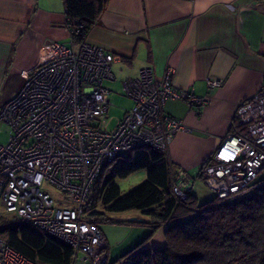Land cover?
<instances>
[{
    "label": "built area",
    "instance_id": "obj_1",
    "mask_svg": "<svg viewBox=\"0 0 264 264\" xmlns=\"http://www.w3.org/2000/svg\"><path fill=\"white\" fill-rule=\"evenodd\" d=\"M119 58L84 41L52 42L45 56L24 74L18 93L0 109L10 129L0 146V206L18 221L70 245L73 264H105V240L99 224L87 219L86 204L102 167L139 147L165 153L176 134L187 132L180 120L162 113L167 101L203 106L207 99L177 90L173 70L156 78L150 67L124 80L123 95L132 102L108 128L112 64ZM220 80H207L209 89ZM264 170V86L236 110L233 131L219 144L200 180L222 202L248 195ZM51 186L61 202L43 189ZM178 201L193 190L183 168L173 174ZM0 264H36L0 238Z\"/></svg>",
    "mask_w": 264,
    "mask_h": 264
},
{
    "label": "crops",
    "instance_id": "obj_2",
    "mask_svg": "<svg viewBox=\"0 0 264 264\" xmlns=\"http://www.w3.org/2000/svg\"><path fill=\"white\" fill-rule=\"evenodd\" d=\"M70 38L63 0H0V95L9 91L0 107L18 93L24 74L50 43ZM84 42L119 58L112 64L115 82L105 85L119 86L146 67L156 78L171 68L177 90L207 99L203 106L167 101L162 108L188 128L175 135L165 156L173 171L187 172L193 188L201 168L233 131L238 107L264 86V0H109ZM209 79L220 80V86L209 89ZM124 99L128 105L115 124L132 107ZM134 212L99 223L106 264H128L121 257L150 233L152 217ZM166 228L159 226L144 248L165 247Z\"/></svg>",
    "mask_w": 264,
    "mask_h": 264
},
{
    "label": "trees",
    "instance_id": "obj_3",
    "mask_svg": "<svg viewBox=\"0 0 264 264\" xmlns=\"http://www.w3.org/2000/svg\"><path fill=\"white\" fill-rule=\"evenodd\" d=\"M108 1L63 0L75 45L84 41ZM142 170V183L123 194L115 180ZM173 174L165 153L151 147L116 158L102 167L92 186L87 219L99 224L129 211L152 217L150 233L121 257L128 264H264V179L248 195L227 202L214 197L202 204L192 192L183 201L173 197ZM162 225L167 226L165 247L144 248ZM0 238L36 264H73L70 245L28 222H0Z\"/></svg>",
    "mask_w": 264,
    "mask_h": 264
},
{
    "label": "rangeland",
    "instance_id": "obj_4",
    "mask_svg": "<svg viewBox=\"0 0 264 264\" xmlns=\"http://www.w3.org/2000/svg\"><path fill=\"white\" fill-rule=\"evenodd\" d=\"M105 87L111 91L110 93L111 101L109 102L110 104L109 105L110 106V109H109L110 117L109 118L112 119V122L110 124V128H111L115 126L114 124H115L117 117H119L118 115H122L121 113H119V111L121 109H124L125 106L128 105V101L124 99L125 96L123 95L122 84H120L119 86L116 85V87L108 86L106 84ZM119 94H121L124 97L123 98L122 96L120 97ZM7 95H9V91L8 92L4 91L0 95V98L2 99L6 97ZM9 132H10V129L8 128V126L0 122V146H3L8 142ZM144 178H145L144 172L138 171L126 179H117L115 181L117 185L120 187L121 192L125 194L131 189H133L134 187L138 186L140 183H142ZM259 179H264V170H262V172L260 173ZM195 182L196 184L193 188V194L196 195L199 202L203 204V203H207L211 201L214 198V195L206 188V186L202 183L201 180L196 179ZM43 189L47 191L55 199L57 203L61 202V194L56 189H54L51 186H47V185H44ZM133 212L134 211L124 212L121 214H117L115 217H119V215L120 217H130L132 216V214L135 213ZM14 219H16V216L14 214L6 213L5 209L0 206V222H11Z\"/></svg>",
    "mask_w": 264,
    "mask_h": 264
},
{
    "label": "water",
    "instance_id": "obj_5",
    "mask_svg": "<svg viewBox=\"0 0 264 264\" xmlns=\"http://www.w3.org/2000/svg\"><path fill=\"white\" fill-rule=\"evenodd\" d=\"M105 259H106V255H105ZM105 263H106V260H105Z\"/></svg>",
    "mask_w": 264,
    "mask_h": 264
}]
</instances>
